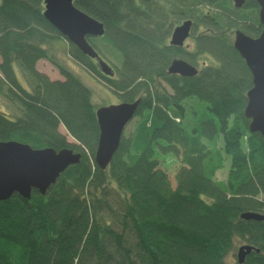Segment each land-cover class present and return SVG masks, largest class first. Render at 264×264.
Here are the masks:
<instances>
[{
    "label": "trees",
    "instance_id": "trees-1",
    "mask_svg": "<svg viewBox=\"0 0 264 264\" xmlns=\"http://www.w3.org/2000/svg\"><path fill=\"white\" fill-rule=\"evenodd\" d=\"M231 1L74 0L105 25V35L88 37L98 54L109 64L105 50L121 57L114 76H106L48 22L43 0H0V92L20 111L13 117L0 109V141L82 152L46 195L34 189L30 199L0 201V264H230L244 240L260 251L243 264H264V221L241 218L264 214L263 136L249 131L252 73L230 34L240 28L256 37L263 26L256 0L242 8ZM191 18L192 49L170 45L173 28ZM61 39L121 101L141 98L140 120L122 135L107 169L94 161L100 129L92 90L51 52ZM176 56L199 72L168 73ZM43 58L65 79L37 68ZM194 96L213 116L202 113L188 129L183 103ZM166 153L181 157L175 187L158 157ZM229 157L230 172L219 181Z\"/></svg>",
    "mask_w": 264,
    "mask_h": 264
},
{
    "label": "water",
    "instance_id": "water-1",
    "mask_svg": "<svg viewBox=\"0 0 264 264\" xmlns=\"http://www.w3.org/2000/svg\"><path fill=\"white\" fill-rule=\"evenodd\" d=\"M260 6L258 11L261 33L252 37L238 28L234 34L232 45L237 49L251 70L253 84L248 89L247 105L244 109L249 119V131L261 132L264 143V0H256ZM246 0H233L236 8H242ZM43 14L51 25L76 45L84 55L96 59L101 71L106 76H114L115 70L107 63L93 45L90 36L105 35L103 22L83 12L74 0H43ZM193 19H185L173 28L170 45L181 47L191 36ZM168 73L180 76H193L199 71L196 65L185 59L174 57ZM141 98L131 102L121 101L117 104L100 105L96 110V119L100 129L98 145L94 161L101 169H107L115 153L118 151L126 126L136 115ZM82 152H74L71 148L56 150L53 147L33 148L29 143L18 140L0 141V201L19 194L25 199L32 197L33 190L46 195L49 187L55 184L66 169L80 163ZM242 219L264 221V214L257 211H246ZM260 251L253 245L246 244L237 249V261L245 262L247 255Z\"/></svg>",
    "mask_w": 264,
    "mask_h": 264
},
{
    "label": "rangeland",
    "instance_id": "rangeland-1",
    "mask_svg": "<svg viewBox=\"0 0 264 264\" xmlns=\"http://www.w3.org/2000/svg\"><path fill=\"white\" fill-rule=\"evenodd\" d=\"M231 5L235 7V5H233V1H231ZM259 9H260V6H259ZM180 22H182V20H180L179 23ZM203 29L205 28H203L202 26V29L200 30H203ZM236 29L238 28H234V30L230 31L232 41L234 40V34H235ZM169 40H170V37L168 38V41ZM53 42L55 43L53 46L52 44L49 45L51 52L54 54V56L58 58L59 62L64 67H67L69 70H71L74 75H77L78 77L81 78V80L84 82L86 86L91 88L93 103L96 106L99 107L100 105L120 103L121 98L117 96L108 86H106L105 82H103L96 76H93L88 70H86L83 66H81L76 60L74 61V59L68 53L69 47L65 39L64 40L62 39L54 40ZM193 42H194V39L190 36L188 39H186L185 46L189 45V48L192 49ZM105 54L108 57L110 64L113 65V67H118L119 65H121L120 55L114 56L110 54V50L108 49L105 50ZM177 57L181 58L180 56H177ZM203 59L210 61L209 60L210 58H207L205 56L200 58V61L202 62ZM37 68H39L42 72L47 73L49 77L53 80L55 79L64 80L65 79V77H63L62 74L60 73V69L56 67L55 64H52L48 59L43 58L42 60L38 61ZM157 81L158 83L160 82V84H163L164 87L169 92H171V88L170 86H168L167 83L161 80H157ZM24 86L27 89H29L27 82H24ZM183 104H185V108H186V117H185L184 123L188 122V120L190 122L188 129L192 127L193 122L196 124V122L205 115L202 113H206V114L213 116V113L209 110V104L207 102L201 101L195 96L192 98L190 97V98L185 99ZM15 105H14V102L10 103L9 101H7L4 93L0 92V109L1 110H5L9 112L13 117L18 116L20 115V111L17 110ZM177 119L179 120V118ZM139 120H140L139 117H134L132 121L126 126V130L124 133L126 135L131 134L132 131H134V129L136 128V124L139 122ZM60 131H62L64 134L67 135V138L69 141L76 142L69 134H67V131L62 125L60 126ZM220 143H222V140ZM158 157L162 159L161 166L163 169L167 170V172L169 173V177L172 180V185L173 187H175L176 186L175 174L177 172L179 165L181 164V157H177L173 153H166L165 155L160 154ZM230 168L231 166H230V157H229V159H226L224 163V167L219 169V171L216 173L217 179L219 181L220 180L225 181L227 179L228 173L230 172ZM244 241H238V243L236 244L234 248L235 255L237 253V249L240 246H242L244 243H246ZM235 255L230 254L227 258V262H229L230 264H233L235 258H237Z\"/></svg>",
    "mask_w": 264,
    "mask_h": 264
},
{
    "label": "bare ground",
    "instance_id": "bare-ground-1",
    "mask_svg": "<svg viewBox=\"0 0 264 264\" xmlns=\"http://www.w3.org/2000/svg\"><path fill=\"white\" fill-rule=\"evenodd\" d=\"M232 1H233V0H232ZM43 11H44V10H43ZM43 11H42V12H43ZM44 16H45V15H44ZM45 18H46V17H45ZM120 102H121V101H120ZM61 149H64V148H60V149H58V150H61ZM56 150H57V149H56ZM58 150H57V151H58ZM59 177H60V176H59ZM58 179H59V178H58ZM52 186H53V185H52ZM52 186H51V187H52ZM49 189H50V187H49ZM49 189H48V191H49ZM48 191H47V192H48Z\"/></svg>",
    "mask_w": 264,
    "mask_h": 264
}]
</instances>
